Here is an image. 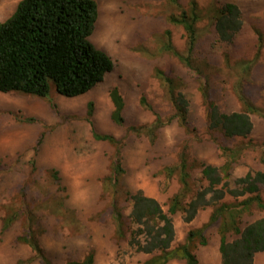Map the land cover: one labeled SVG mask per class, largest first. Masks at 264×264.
I'll use <instances>...</instances> for the list:
<instances>
[{
    "label": "rangeland",
    "instance_id": "obj_1",
    "mask_svg": "<svg viewBox=\"0 0 264 264\" xmlns=\"http://www.w3.org/2000/svg\"><path fill=\"white\" fill-rule=\"evenodd\" d=\"M19 1L0 0V22L15 12ZM96 1L99 16L90 38L115 63L103 81L76 97L61 95L53 84L45 97L0 91V264H44L21 239L27 229L33 230L52 264L82 262L90 250L95 251L93 264H145L153 254L129 243L133 227L129 191L142 190L168 210L172 197L186 190L178 168L169 172L178 166L182 152L188 158V196L207 186L205 164L220 167L232 160L227 156L230 147H245L231 161L227 179L231 187L247 173L264 170V0H196L201 18L191 55L195 69L163 49L170 31L177 50L187 53L186 31L170 19L189 8L190 0ZM227 2L238 4L243 17L232 43L222 42L215 29L218 10ZM157 68L182 79L179 89L189 99L186 126L175 118L168 122L174 108L155 75ZM197 71L207 77L211 99L222 111L243 108L239 91L254 106V129L247 138H228L210 128ZM114 88L125 103L122 124L113 118ZM157 115L161 126L154 125ZM94 130L116 141L97 139ZM116 158L124 173L113 187ZM261 194L264 198V187ZM248 195L225 193L218 205L206 204L191 221L178 212L173 245L184 243L190 230L205 227L207 244L198 239L194 248L198 264H222V218L211 222V216L222 203L240 204ZM116 205L121 221L115 218ZM260 217L264 208L252 203L242 212L240 224ZM228 236L237 235L231 231ZM166 264L185 261L176 258ZM255 264H264V251L256 254Z\"/></svg>",
    "mask_w": 264,
    "mask_h": 264
},
{
    "label": "trees",
    "instance_id": "obj_2",
    "mask_svg": "<svg viewBox=\"0 0 264 264\" xmlns=\"http://www.w3.org/2000/svg\"><path fill=\"white\" fill-rule=\"evenodd\" d=\"M189 8L171 16V22L181 25L186 31L187 53H182L174 46L171 32H167L168 40L163 49L175 54L190 69H195L192 54L197 45V23L201 16L196 0H190ZM99 16L96 0H20L15 12L0 22V91H21L38 96H48L52 84L61 95L67 97L80 96L96 84L104 80L105 75L114 68V60L105 50L91 41ZM243 27L242 11L234 2L224 3L218 10L215 29L222 42L232 43ZM201 83V91L208 106V122L211 129H217L228 138H247L254 129L251 112L254 106L239 91L243 108L225 112L211 99L209 82L205 74L197 71ZM158 76L173 105V117L186 126L189 119V99L179 88L182 79L157 68ZM115 103L113 118L123 123L122 111L124 99L117 88L111 92ZM93 113V105L88 107V115ZM155 126H161L162 118L157 115ZM135 128V127H133ZM97 139L116 141L110 134H101L94 130ZM245 147H230L227 156L237 159ZM230 159L223 166L205 164L202 169L207 186L187 195L188 158L182 152L177 167L169 168L172 175L176 168L183 183L184 192L172 197L168 210L164 209L158 199L146 195L142 190L129 191L128 199L132 201V230L130 244L138 251L151 253L153 256L145 264H166L172 259H182L185 264H198L194 248L196 240L207 244L205 227L189 231L184 243L174 246L176 237L174 215L185 213V220H193L199 209L206 204L218 205L225 193L234 197L249 194L240 204L222 203L217 206L210 221L222 218L220 225V252L222 264H255L257 253L264 251V217H260L245 226L240 224L242 212L252 203L264 208L261 187H264V170L249 172L236 180V187H231L227 179L231 174ZM34 163V161H33ZM114 176L112 186L124 173L120 161L116 158L113 164ZM54 180L60 182L58 171L53 172ZM25 192V188L22 190ZM213 193V194H212ZM211 194V195H210ZM208 195L209 198H208ZM25 197V196H24ZM189 197L184 202V198ZM115 218L121 221L123 215L118 205L114 208ZM31 216V215H30ZM14 216L6 220L9 226ZM30 223V222H29ZM27 229L21 239L35 251V257L44 264H52L32 233ZM237 235L229 239L228 233ZM95 251L90 250L82 262L69 261L66 264H93ZM17 264H24L23 261Z\"/></svg>",
    "mask_w": 264,
    "mask_h": 264
}]
</instances>
